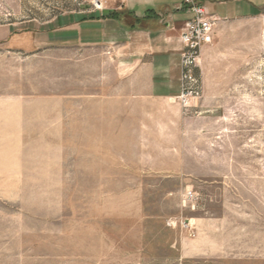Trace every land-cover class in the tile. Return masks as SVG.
Returning a JSON list of instances; mask_svg holds the SVG:
<instances>
[{"label": "rangeland", "instance_id": "374dc122", "mask_svg": "<svg viewBox=\"0 0 264 264\" xmlns=\"http://www.w3.org/2000/svg\"><path fill=\"white\" fill-rule=\"evenodd\" d=\"M96 1L0 0V264H170L212 220L264 256V13L218 23L185 108L115 99L100 48L23 49Z\"/></svg>", "mask_w": 264, "mask_h": 264}, {"label": "crops", "instance_id": "0c3cea01", "mask_svg": "<svg viewBox=\"0 0 264 264\" xmlns=\"http://www.w3.org/2000/svg\"><path fill=\"white\" fill-rule=\"evenodd\" d=\"M193 1L204 6L219 22L264 13V0ZM120 11L133 13L141 19L140 23L108 17L109 13ZM191 18L184 0H121L115 7L101 11L91 6L59 16L43 31L27 30L23 33V49L49 40L48 36L53 45L100 48L122 79L111 85L114 92L110 95L115 99L163 104L174 101L179 94V60L183 48L180 33ZM0 35L9 36L10 28L3 27ZM19 41L15 39L14 45ZM213 221H197L199 232L208 236L179 242L177 256L165 261L170 264H264V256H240L233 243L220 242L215 234H220L223 226L218 225L220 220L217 225Z\"/></svg>", "mask_w": 264, "mask_h": 264}, {"label": "built area", "instance_id": "2783aa9c", "mask_svg": "<svg viewBox=\"0 0 264 264\" xmlns=\"http://www.w3.org/2000/svg\"><path fill=\"white\" fill-rule=\"evenodd\" d=\"M187 11L192 18L184 23L180 33L182 52L179 60V94L175 100L183 107H188L189 101L199 97L201 87L196 69L201 59L202 50L214 41L218 19L210 15L207 9L194 2L184 0ZM96 11L103 10V4L96 1L92 4Z\"/></svg>", "mask_w": 264, "mask_h": 264}, {"label": "trees", "instance_id": "16d2710c", "mask_svg": "<svg viewBox=\"0 0 264 264\" xmlns=\"http://www.w3.org/2000/svg\"><path fill=\"white\" fill-rule=\"evenodd\" d=\"M108 17L114 20H123L126 22H130L131 24H139L141 21V19L136 18L133 13L124 11L109 13Z\"/></svg>", "mask_w": 264, "mask_h": 264}]
</instances>
